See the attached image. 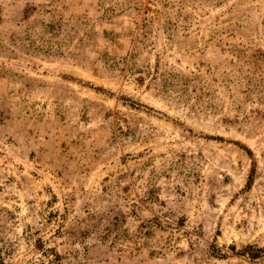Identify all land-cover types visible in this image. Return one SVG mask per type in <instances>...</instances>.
Here are the masks:
<instances>
[{"label":"rangeland","instance_id":"obj_1","mask_svg":"<svg viewBox=\"0 0 264 264\" xmlns=\"http://www.w3.org/2000/svg\"><path fill=\"white\" fill-rule=\"evenodd\" d=\"M0 264H264V0H0Z\"/></svg>","mask_w":264,"mask_h":264}]
</instances>
